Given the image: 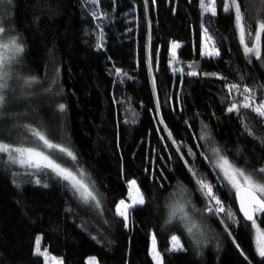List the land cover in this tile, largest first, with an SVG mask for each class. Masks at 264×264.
Returning <instances> with one entry per match:
<instances>
[{"label":"trees","instance_id":"trees-1","mask_svg":"<svg viewBox=\"0 0 264 264\" xmlns=\"http://www.w3.org/2000/svg\"><path fill=\"white\" fill-rule=\"evenodd\" d=\"M3 1L0 25L25 51L10 66L0 139L36 146L39 141L24 128L29 125L70 148L76 163L58 152L54 158L88 173L102 207L82 203L50 172L28 175L0 163V264H44V257L34 255L37 237L41 250L63 264H86L90 257L97 264H154L153 236L162 264H264L251 224L240 217L233 192L206 159L219 147L238 166L264 167V144L226 111L230 101L222 99L231 83L255 89L258 101L264 97V60L245 57L223 0H217L216 17L202 16L199 0ZM240 3L254 31L264 0ZM202 25L222 49L218 58L199 56ZM173 41L181 45L177 62L170 56ZM193 61H199L198 72L227 80L186 75ZM117 68L123 75H116ZM29 77L37 82L25 87ZM247 122L264 136V121L248 112ZM205 132L208 137L201 139ZM193 164L217 185L235 221L202 212L206 202L189 171ZM131 180L145 203L130 209L125 226L116 205L126 199ZM179 185L188 189L185 211L199 225L195 236L187 232V221L169 222V205L183 203L174 196ZM258 223L264 231V215ZM172 235L183 250H172Z\"/></svg>","mask_w":264,"mask_h":264},{"label":"snow or ice","instance_id":"snow-or-ice-1","mask_svg":"<svg viewBox=\"0 0 264 264\" xmlns=\"http://www.w3.org/2000/svg\"><path fill=\"white\" fill-rule=\"evenodd\" d=\"M10 2V0H9ZM88 2L98 5V0H88ZM191 2V0H190ZM3 3V0H0ZM199 7L201 9L202 16L216 17L217 12V0H199ZM223 12L234 16V25L236 34L239 39V43L242 46L244 55L246 58L255 57L257 60H264V51H262V37H264V16H258L256 19L255 30L249 24L245 12L242 10L240 0H223ZM93 16L97 14L93 11ZM6 29L0 25V115L3 114V110L8 103L6 92L9 89V80L12 79V72L10 66L19 62V58L25 51L24 44L17 36H12L5 39ZM101 45L98 43L97 48ZM181 45L178 42L173 41L171 43L170 54L173 62H177V49ZM221 47L214 42L213 35L210 34L209 28L202 25V31L199 41V56L203 59H215L221 55ZM199 61H193L188 63L186 72L188 76H197L198 74L204 76H212L217 79L227 80L226 77H221L216 73H204L199 71ZM174 71H183L182 69L175 68ZM116 75H123L121 69H116ZM243 77H241V80ZM36 77H29L23 79L25 87H30L36 83ZM260 87V86H258ZM228 96L222 99H228L230 102L226 108L229 114H236L240 119L241 125L244 130L248 132L254 139L264 144V136H258L252 131L249 123L247 122V113H254L255 116L264 121V97L259 101L256 98L255 89L248 86H241L238 83H231L227 85ZM236 93L239 95L237 99ZM65 106L59 105V111L63 112ZM24 128L28 130L35 140L39 141L36 146H23L22 144H14L12 142H6L0 139V163H7L8 165H14L20 169L27 170L28 175L41 174L47 175L49 172L72 191L73 195L84 204H94L97 209L102 207L100 194L95 188L94 183H90L91 177L82 168L77 167L75 171L58 163L54 158L53 153H60L61 155L70 158L73 163L77 161V155L70 150L67 146L54 143L46 134L37 130L29 125H24ZM207 128V125H205ZM208 133L205 132L201 136V139H206ZM171 138V133H169ZM175 143V141H173ZM46 149L47 151H45ZM179 150V149H178ZM212 156L206 157L209 164L214 169H218L217 176L223 177V186L228 187L230 191L234 192L235 199L239 206V212L243 215L244 219L251 223L252 228L255 230V244L257 254L264 258V231L259 227V217L264 215V167L258 169H246L238 166L232 161L226 154L222 152L219 147L211 148ZM189 155L195 157V153L188 149ZM6 157V161L3 159ZM184 157L181 156V159ZM187 164V162H186ZM189 171L192 174L194 181L197 185V190L204 197L206 202L203 213L213 214L220 216L225 215L229 220L235 221V215L231 209V206H226L219 191L217 185L211 183L205 175H202L196 171L195 165L189 167ZM226 182V183H225ZM35 183L40 184L41 180L37 179ZM47 187L45 183L43 185ZM129 188V200L130 203H126L125 200H121L116 205V215L123 217L125 226H127L129 218V210L137 205H143L145 203L144 195L140 188L137 186L135 180L128 182ZM188 189L183 185H179L177 192L174 196H179L183 203L174 201L169 205L170 215L169 222L180 214L181 219L187 221L186 230L189 234L195 236L199 232V225L195 218L190 216L185 211V205L190 204L191 201L187 199ZM193 212L197 211L192 209ZM223 222V221H222ZM95 239V237H93ZM172 250H183V244L181 239L176 236H171ZM150 254L154 264H162L160 259V253L157 251L156 238H152V247ZM244 254L243 252L241 253ZM34 255L44 257L45 264H63L62 261L50 257L47 249L41 250L40 237L36 238ZM89 264H96L95 258L89 260Z\"/></svg>","mask_w":264,"mask_h":264},{"label":"rangeland","instance_id":"rangeland-1","mask_svg":"<svg viewBox=\"0 0 264 264\" xmlns=\"http://www.w3.org/2000/svg\"><path fill=\"white\" fill-rule=\"evenodd\" d=\"M4 1H3V3H1V6H4ZM5 35V34H4ZM8 37L5 35V39H7ZM170 56H171V54H170ZM254 57V56H253ZM255 58V57H254ZM240 97L238 96V99H239ZM217 171H218V169H217ZM221 178H222V180H223V177L221 176ZM226 183V182H225ZM125 202L126 203H130L131 201L129 200V188H128V195H127V197H126V199H125ZM130 211V210H129ZM177 217L180 219V220H182V222H184L185 223V221L183 220V219H181V216H180V214H178L177 215ZM123 218V217H122ZM128 222H129V218H128ZM252 230H253V238H254V245H255V249H256V244H255V230L252 228ZM256 253H257V250H256ZM258 255V254H257ZM259 256V255H258ZM260 257V256H259ZM93 257H90V258H88L87 260H86V264H89V260L90 259H92ZM153 260V259H152ZM95 261H96V259H95ZM153 263H154V261H153ZM44 264H45V262H44ZM96 264H97V262H96Z\"/></svg>","mask_w":264,"mask_h":264},{"label":"water","instance_id":"water-1","mask_svg":"<svg viewBox=\"0 0 264 264\" xmlns=\"http://www.w3.org/2000/svg\"><path fill=\"white\" fill-rule=\"evenodd\" d=\"M233 196H234L235 205H236V208H237V211H238L240 217L244 220L245 223H247V224H251L249 221H247V220L244 219V217H243L242 214H240V212H239V206H238V203H237V201H236V199H235V194H234V192H233Z\"/></svg>","mask_w":264,"mask_h":264}]
</instances>
